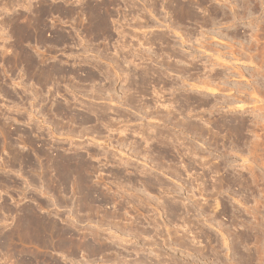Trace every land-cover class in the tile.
<instances>
[{
    "label": "rangeland",
    "instance_id": "374dc122",
    "mask_svg": "<svg viewBox=\"0 0 264 264\" xmlns=\"http://www.w3.org/2000/svg\"><path fill=\"white\" fill-rule=\"evenodd\" d=\"M251 4L0 0V264H264Z\"/></svg>",
    "mask_w": 264,
    "mask_h": 264
},
{
    "label": "bare ground",
    "instance_id": "6f19581e",
    "mask_svg": "<svg viewBox=\"0 0 264 264\" xmlns=\"http://www.w3.org/2000/svg\"><path fill=\"white\" fill-rule=\"evenodd\" d=\"M251 2H252V4H251V6H250V8H251V10L253 11V12H255V11H261V15L259 16V18H261V20L260 19H257V20H260L261 22H263L264 23V1L263 0H251ZM88 5H92V4H88ZM88 5H87V9H88ZM99 5V4H98ZM103 5V4H102ZM101 6V5H100ZM94 6H92V7H90V10H91V8H93ZM97 8V7H96ZM100 8V7H99ZM105 8H106V6H105ZM105 8H104V10H105ZM92 10H94V9H92ZM99 11V10H98ZM105 12V11H104ZM90 13V12H89ZM99 13V12H98ZM39 14H41V13H39ZM234 14V13H233ZM87 15V14H86ZM93 15V14H92ZM19 16V15H18ZM235 16V15H234ZM237 16V15H236ZM37 17V16H36ZM22 19L24 18H26V17H21ZM39 18V17H38ZM235 18V17H234ZM255 18V17H254ZM12 19H13V17H12ZM11 19V20H12ZM16 19V18H15ZM9 20V19H8ZM14 20V19H13ZM21 20V19H20ZM19 20V22H21ZM28 20V19H27ZM33 20V19H32ZM254 20V19H253ZM10 21V20H9ZM15 21V20H14ZM24 21V20H23ZM37 21V20H36ZM260 21H259V23H260ZM12 22V21H11ZM29 22V21H28ZM31 22V21H30ZM12 24V23H11ZM17 24V23H16ZM20 24H22V23H20ZM25 24H28L27 23V21H26V23ZM24 24V25H25ZM30 24V23H29ZM28 24V25H29ZM35 24V23H34ZM40 24V23H39ZM260 25V24H259ZM258 25V26H259ZM26 26V25H25ZM30 26V25H29ZM263 26V25H262ZM27 27V26H26ZM31 28H32V26H31ZM41 28V27H40ZM261 29H263V28H261ZM20 30H22L23 31V29L22 28H20ZM19 30V31H20ZM25 30V29H24ZM28 30H29V28H28ZM17 31H18V29H17ZM34 31V30H33ZM38 32H39V30H37ZM241 31V30H240ZM235 32H236V35L239 33V30L238 29H236L235 30ZM245 32V31H244ZM42 33V32H41ZM24 35V34H23ZM39 35H40V32H39ZM257 35V34H256ZM19 36V35H18ZM253 38V37H252ZM254 40H251L252 42H250L249 43V45L250 44H252L251 46H254L255 48H256V51H258L259 52V55H260V61H261V64L259 65V62H258V65H259V67L260 68H263L264 67V39H260V37L259 36H256V37H254L253 38ZM69 40L70 41H73V37H71V38H69ZM12 41V40H11ZM23 43V42H22ZM25 44V43H24ZM18 45V44H17ZM9 47V46H8ZM232 47H233V45H232ZM21 48V47H20ZM234 48H237V47H234ZM2 49V48H1ZM21 49H23V48H21ZM238 49V48H237ZM6 50V49H5ZM235 50V49H234ZM234 50H233V48H232V51L234 52ZM239 50V49H238ZM237 51V50H236ZM240 51V50H239ZM25 52V51H24ZM235 54V53H234ZM17 55V54H16ZM220 55H222V54H220ZM252 55H254V54H252ZM252 55L249 57V58H251L252 57ZM257 55H258V53H257ZM258 55V56H259ZM254 57V56H253ZM252 57V58H253ZM25 58V57H24ZM219 58H221L220 56H218V58H217V62L219 61ZM255 58V57H254ZM11 60V59H10ZM23 60V59H22ZM21 60V61H22ZM28 60V59H27ZM30 60V59H29ZM213 60H216V59H213ZM220 60H223V59H220ZM252 59H250V61H251ZM42 61V60H41ZM40 61V62H41ZM224 61V60H223ZM254 61V59L252 60V62ZM9 62V61H8ZM14 62V61H13ZM18 62H20V61H18ZM36 62V61H35ZM219 62H221V61H219ZM25 63V62H24ZM28 63V62H27ZM11 64H14V63H11ZM19 64V63H18ZM222 64V63H221ZM27 65V64H26ZM225 65V61H224V63H223V65L222 66H224ZM32 66H33V64H32ZM34 66H35V69L37 70V72L35 73L36 75H37V73L39 74V73H42L43 72V68H42V65H38L37 67H36V65L34 64ZM35 69H33V70H35ZM258 69V68H257ZM12 70H14V69H12ZM20 70H22V75H25L26 74V71H27V69H26V67L23 65L22 66V69H20ZM223 70V69H222ZM219 71V70H218ZM9 72V71H8ZM21 72V71H20ZM221 72V71H220ZM10 73V72H9ZM12 73V72H11ZM19 75H20V73H19ZM41 75V74H40ZM9 76V75H8ZM10 77V76H9ZM21 77V76H20ZM25 77H26V75H25ZM43 77V76H42ZM11 78V77H10ZM13 78V77H12ZM22 78H24V77H22ZM21 82V81H20ZM22 89H23V91H25V93H26V90H28L27 89V84L23 81L22 83ZM207 87V86H206ZM210 87V86H209ZM215 87H213L212 86V88H210V89H214ZM209 89V88H208ZM218 88H216V90H217ZM215 90V89H214ZM239 90V89H238ZM22 91V90H21ZM212 91V90H211ZM218 91V90H217ZM215 92V91H214ZM211 93V92H210ZM245 93V92H244ZM251 93V92H250ZM247 94V93H246ZM24 95V94H23ZM251 97V96H250ZM256 101H257V99H256ZM262 101V100H261ZM260 101V99H259V102H261ZM258 103V102H257ZM262 103V102H261ZM259 104V106H257V104H255L256 106L255 107H253V108H257L258 110H260V112H261V110H262V112H263V110H264V104ZM243 106V105H242ZM243 108V107H242ZM248 109V108H247ZM254 109V110H255ZM246 111H249V110H246ZM258 112V111H257ZM256 112V113H257ZM252 114V113H251ZM262 114H264V113H261V115ZM253 115V114H252ZM260 115V116H261ZM254 117H255V113H254V116H253V120H256V122H257V118L258 117H256L255 119H254ZM83 119V118H82ZM170 119V118H169ZM261 119V118H260ZM260 119H259V121H260ZM84 120V119H83ZM262 122H263V120H261ZM255 122V121H254ZM261 122V125L263 124ZM258 123V122H257ZM256 123V125H259L260 126V124H257ZM260 123V122H259ZM261 128V127H260ZM261 129H263L264 130V124H263V126H262V128ZM264 133V132H263ZM255 141V142H254ZM253 141V148H252V150L253 149H255L256 150V152H257V149L259 148V142L257 143V140L255 139ZM254 150V151H255ZM254 151H252V153L254 152ZM78 163V162H77ZM259 257L261 256V255H258ZM260 259V258H259ZM263 259V258H262Z\"/></svg>",
    "mask_w": 264,
    "mask_h": 264
}]
</instances>
